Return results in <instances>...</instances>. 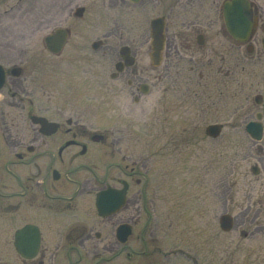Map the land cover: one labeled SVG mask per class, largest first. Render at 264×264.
I'll use <instances>...</instances> for the list:
<instances>
[{
  "label": "flooded vegetation",
  "instance_id": "1",
  "mask_svg": "<svg viewBox=\"0 0 264 264\" xmlns=\"http://www.w3.org/2000/svg\"><path fill=\"white\" fill-rule=\"evenodd\" d=\"M12 1L0 0V47L5 44L15 50L7 55L13 57V63L6 65L0 60L5 74L0 88V264H166L164 260L169 264L181 251L150 245L155 239H147L150 232L146 228L137 236L141 245L134 244L138 219L143 215L150 218L142 213V192H133L134 185H141V179L135 176L142 173L146 162L137 166V161L130 160L129 164L128 155L117 161L122 135L87 127L76 115L51 118L31 113L29 124L17 118V109L24 107L21 96L25 89L23 69L17 65V18L21 19V12L33 13L36 6L32 4L38 0ZM47 4L49 11L67 17L72 14L77 19L54 28L65 29L67 37L59 53L49 52L47 81L58 86L69 100L78 98L73 103L78 110L83 94H97L102 68H113L110 77L116 86L112 91H119L123 85L130 93L141 95L149 91L145 78L157 71L161 83L159 122L165 129L184 100L194 102L197 79L229 78L237 70L245 71L247 63L264 62V0H47ZM90 5L99 7V11L118 6L130 11L141 5L143 12L154 14L147 21L145 54L133 53L127 45L120 46L115 54L107 43L110 32L90 40L100 26L81 21ZM154 19L162 26L157 66L151 59ZM35 32L36 28L31 34ZM17 67L21 68L19 76ZM238 86L244 88L245 82L239 81ZM249 86L258 90L252 99L260 110L254 117L252 112L246 114L245 124L258 115L264 121V75ZM139 100V96L134 97L136 103ZM88 107L93 108V104ZM32 116L43 118L44 123L33 122ZM22 125L28 133H21ZM160 137L164 139L163 151L166 141L175 150V134L162 133ZM102 148L110 149L112 160L104 169L96 165L107 155ZM125 186L123 208L138 202L136 215L131 212L120 223L117 216L123 208L100 216L96 209L98 194ZM122 223L130 227L124 241L117 237ZM27 226L23 237L21 232ZM103 234L108 240L99 243ZM10 237L11 244H5ZM25 239H30L28 246L21 245ZM10 254L15 255V262L7 258ZM187 259L190 264H199L196 258Z\"/></svg>",
  "mask_w": 264,
  "mask_h": 264
},
{
  "label": "rangeland",
  "instance_id": "2",
  "mask_svg": "<svg viewBox=\"0 0 264 264\" xmlns=\"http://www.w3.org/2000/svg\"><path fill=\"white\" fill-rule=\"evenodd\" d=\"M32 5L36 6L33 13L21 12V19L17 18V65L23 69L21 80L25 88L21 96L24 107L17 109V118L29 124L31 113L47 114L51 118L58 114L76 115L87 127L122 135L117 161L128 155L129 164L130 160L137 161V166L146 162V167L140 170L142 173L135 176L141 179V185H134L133 192H142L145 199L140 203L144 208L142 213L150 218L143 215L135 224V246L141 245L137 236L146 228L150 232L147 239H155L150 245H158L162 250L177 247L181 251L169 264H190L188 257L196 258L199 264H264V133L260 141H255L244 130V116L252 112L254 117L260 110L252 99L258 90L249 83L260 81L264 62L247 63L245 71L237 70L229 78L197 79L194 102L184 100L173 112L172 124L167 123L165 129L159 122L161 83L157 71L145 78L149 91L141 95L130 93L123 85L119 91H112L116 86L110 77L113 68H102L97 94L95 97L83 94L80 100L83 107L79 105L78 110L73 104L78 98L69 100L58 86L48 83L51 59L44 42L55 27L77 19L72 14L67 17L49 11L47 0ZM96 8L99 9L90 5L81 20L100 24L89 36L90 40L110 32L107 43L115 54L122 45L129 46L133 53L145 54L147 21L154 14L143 12L141 5L130 11L121 6L105 11ZM35 28L36 32L31 34ZM9 50L12 55L15 53L12 46L0 47V60L6 65L13 63V57L7 56ZM239 81L245 82L244 88L238 86ZM135 96L140 97L138 103ZM92 104L93 108L88 107ZM213 123L223 124L217 138H210L204 132ZM21 128V133L29 132L23 125ZM162 133L175 134V150L167 146V141L165 151L162 150ZM101 150L107 155L96 165L104 169L112 160L109 148ZM253 165L259 167L258 175L251 172ZM138 204L123 208L118 213V223L131 212L136 215ZM223 214L234 219L227 232L219 225ZM103 238L99 243L107 242L104 234ZM11 241L10 237L5 244L10 245ZM14 257L7 255L11 262H15ZM164 262L167 264L168 260Z\"/></svg>",
  "mask_w": 264,
  "mask_h": 264
},
{
  "label": "water",
  "instance_id": "3",
  "mask_svg": "<svg viewBox=\"0 0 264 264\" xmlns=\"http://www.w3.org/2000/svg\"><path fill=\"white\" fill-rule=\"evenodd\" d=\"M137 1V0H133ZM231 21V19H230ZM234 29V28H233ZM233 29H231L233 31ZM162 26L160 25V20L155 19L152 21V41H151V59L154 62L155 65H158V58L160 55V50L162 46V38H160ZM235 31V29H234ZM67 37L66 31L63 29H57L55 30L54 34L49 35L45 38V44L49 51L53 53H58L63 45V42L65 41ZM123 52V50H121ZM20 68H17V75H19ZM16 74V73H13ZM4 71L3 68L0 66V88L2 87L4 83ZM146 92V91H143ZM264 93V89H263ZM259 117V115H258ZM33 122H38L40 124H43V118L40 117H32ZM222 129V126L220 124H211L208 125L205 129V134L210 137H217ZM247 133L255 140H260L262 133H263V125L260 122L257 121H251L247 123L245 127ZM252 173L257 174L258 168L256 166H253L251 168ZM125 189L122 190H112L107 189L106 191H102L98 194L96 199V207L98 210V213L100 216H108L115 212H117L125 202ZM113 192V194H112ZM220 226L224 231H229L233 225L232 217L228 214H224L219 218ZM28 230V226L25 227L22 232L21 236L24 237L26 234V231ZM117 237L120 241H124L126 236H128L130 232L129 225L122 224L118 227L117 230ZM24 242L21 244L22 246H28L30 244L29 240H23ZM32 243V242H31ZM15 246L17 248V234H16V242ZM23 254H26L25 252Z\"/></svg>",
  "mask_w": 264,
  "mask_h": 264
}]
</instances>
